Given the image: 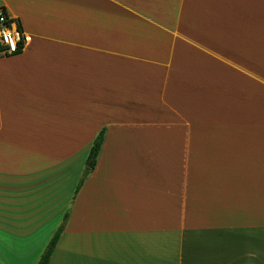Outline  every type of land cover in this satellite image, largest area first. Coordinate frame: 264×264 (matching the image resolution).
<instances>
[{
    "label": "crops",
    "instance_id": "0c3cea01",
    "mask_svg": "<svg viewBox=\"0 0 264 264\" xmlns=\"http://www.w3.org/2000/svg\"><path fill=\"white\" fill-rule=\"evenodd\" d=\"M0 7L30 36L0 56V229L70 206L48 264H264V0Z\"/></svg>",
    "mask_w": 264,
    "mask_h": 264
},
{
    "label": "rangeland",
    "instance_id": "374dc122",
    "mask_svg": "<svg viewBox=\"0 0 264 264\" xmlns=\"http://www.w3.org/2000/svg\"><path fill=\"white\" fill-rule=\"evenodd\" d=\"M69 207L64 210L65 213L61 220H59L60 215L49 218L44 226L39 227L34 232H26L21 236H16L11 232L0 229V264H36L46 247L44 242L48 243L62 224H64V227L66 226L70 215ZM65 215L67 217L63 222ZM39 251H41L40 256ZM37 255L38 258L35 261Z\"/></svg>",
    "mask_w": 264,
    "mask_h": 264
},
{
    "label": "built area",
    "instance_id": "2783aa9c",
    "mask_svg": "<svg viewBox=\"0 0 264 264\" xmlns=\"http://www.w3.org/2000/svg\"><path fill=\"white\" fill-rule=\"evenodd\" d=\"M29 41L30 36L21 29L18 21L0 7V56L22 51Z\"/></svg>",
    "mask_w": 264,
    "mask_h": 264
},
{
    "label": "trees",
    "instance_id": "16d2710c",
    "mask_svg": "<svg viewBox=\"0 0 264 264\" xmlns=\"http://www.w3.org/2000/svg\"><path fill=\"white\" fill-rule=\"evenodd\" d=\"M104 136H105V130L102 129L98 132V134L96 135V137L94 138L92 145L89 148L88 151V156H87V160L86 163H90L91 166L88 167L87 165L85 166L83 173L81 175V177L79 178L76 187H75V191H78L79 188L81 187L85 177L88 175V173L93 169L95 163H96V159L97 156L100 152L103 140H104ZM67 215L64 216L63 222H65ZM63 227L64 224H62L57 230L56 232L53 234L52 238L49 240V242L47 243L45 249L43 250L38 262L36 264H48L51 258V255L54 251V248L57 244V241L63 231Z\"/></svg>",
    "mask_w": 264,
    "mask_h": 264
},
{
    "label": "water",
    "instance_id": "95a60500",
    "mask_svg": "<svg viewBox=\"0 0 264 264\" xmlns=\"http://www.w3.org/2000/svg\"><path fill=\"white\" fill-rule=\"evenodd\" d=\"M88 167H90L91 166V164L90 163H88V165H87Z\"/></svg>",
    "mask_w": 264,
    "mask_h": 264
}]
</instances>
